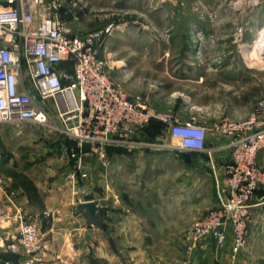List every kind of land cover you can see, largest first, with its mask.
<instances>
[{
  "label": "crops",
  "instance_id": "1",
  "mask_svg": "<svg viewBox=\"0 0 264 264\" xmlns=\"http://www.w3.org/2000/svg\"><path fill=\"white\" fill-rule=\"evenodd\" d=\"M157 1L160 16L169 14L176 18L180 12L190 14V10L182 7V0ZM134 22L124 21L114 26L112 34L104 41L103 54L110 76L118 80L129 96L140 93L151 108L168 116L167 120L151 118L164 126L152 139L145 134L140 137L160 145L112 150L104 179L98 172V163L91 161L89 177L71 183L76 190L93 193L91 198L100 207L101 227L92 226L89 232L80 209L84 199H79L76 204L79 214L72 217L67 214L69 201L62 196L63 202L61 206V202L58 203L57 214L50 220L43 214H35L33 203L46 189L39 178H29L36 188V197L24 191L20 184L15 187L7 182L8 188L15 192V201L38 216L41 230L55 229V232H41L47 244L44 264H189L185 261V242L191 225L217 203L216 181L224 185L223 168L230 158L227 147L230 137L212 130L211 125L224 117L243 118L246 113L236 110L241 106V99L237 96L229 103L202 101V98L195 101L189 94L205 91L210 77H234L235 71L200 68L195 64V61L201 62L203 56L195 51L194 43L215 37L201 20L166 21L167 24L156 26L159 32L152 37L145 35L147 25L140 23L141 28L140 24L133 25ZM161 40L179 46L176 58L186 50L181 55L183 63L169 70L165 68L170 56L167 49L160 48L153 56L149 54L148 46L161 47ZM216 59L214 57L213 62ZM164 74L173 78L168 94L164 88L157 89L152 83L146 85L140 79ZM136 75L137 83L131 81ZM191 119L207 128L205 150L195 152L164 147V144L175 142V138L165 132L166 127L174 120ZM256 160L264 167V147L258 151ZM99 185L106 192L102 199L95 197ZM133 190L143 192L142 196L134 198ZM0 199L6 203V195L1 190ZM250 202L253 215L248 225L247 244L237 255L236 262L229 259L228 241L218 245L206 236L197 243L192 264H264V191L258 189ZM72 222H78V226L72 229ZM15 231L13 219H0V232ZM5 259L10 260L9 264H16L14 256L1 252L0 264H4Z\"/></svg>",
  "mask_w": 264,
  "mask_h": 264
},
{
  "label": "built area",
  "instance_id": "2",
  "mask_svg": "<svg viewBox=\"0 0 264 264\" xmlns=\"http://www.w3.org/2000/svg\"><path fill=\"white\" fill-rule=\"evenodd\" d=\"M64 1L0 0V124L33 122L72 140L62 157L71 163L66 178L74 184L89 176L92 159L107 170L109 148L159 146L141 139L140 132L151 118L168 116L156 112L143 96H129L110 76L103 50L114 25L72 33L60 16ZM246 1L250 6L259 2ZM211 128L230 137V158L223 168L224 185L216 181L217 203L191 225L185 242L189 264L197 243L206 236L218 245L228 241L229 259L236 262L247 244L251 197L258 189L264 191V167L256 160L264 147V97L247 116L224 117ZM165 132L175 142L164 147L205 150L207 128L194 119L174 120ZM8 181L0 175V190L6 195V203L0 199V219H13L16 231L0 232L2 252L14 256L16 264H44L47 244L40 221L15 201Z\"/></svg>",
  "mask_w": 264,
  "mask_h": 264
},
{
  "label": "rangeland",
  "instance_id": "3",
  "mask_svg": "<svg viewBox=\"0 0 264 264\" xmlns=\"http://www.w3.org/2000/svg\"><path fill=\"white\" fill-rule=\"evenodd\" d=\"M182 1V7L190 10V14L180 12L175 18V16L170 17L169 14L165 17L160 16L156 9L157 0H65L63 4H65L67 13H75L78 16V19H71V16L69 19L66 16L65 23L72 33L77 34L98 29L110 23L115 26L124 21H135L133 25L140 23L147 25L145 35L152 37L153 34L159 32L156 26H163L167 24L166 21L172 19H198L205 22L215 37L194 43L195 51H200L203 56L201 62L195 61V64L200 68L234 70L235 76L210 77L205 91L189 95L194 96L195 101H200L202 98V101H227V103L238 96L241 99V106L236 110L248 115L256 101L264 97V0H259L253 6H250L246 0ZM142 24H140L141 28H143ZM257 43L262 45V50H256ZM160 44L161 47L148 46V52L153 56L160 52V48L167 49L170 56L165 68L170 70L183 63L181 55L186 52L185 49L176 58L179 51L176 49L179 46L166 40H161ZM257 53L260 57L254 60ZM214 57L217 58L215 62H213ZM250 61H255V64L251 65ZM137 76L132 77L131 81L136 80L135 83H137ZM113 79L119 83L118 80ZM140 79L146 85L152 83L157 89L164 88L166 94L169 93L170 81L173 80L167 74L142 76ZM185 95L184 93L183 96ZM51 102V99L47 100V103ZM72 145V140L41 124L33 122L0 124V175L9 178L11 185L15 187H18L24 178L34 176L41 180L46 189L42 192V196L33 203L35 214L38 216L43 214L51 220L52 216L57 214L58 203L61 202V206L63 202L61 199L64 197L69 201L67 214L75 217L79 214L76 207L79 199L87 200L94 196L93 193L72 188L71 182L66 178V172L71 169V163L65 160L62 154L65 152V147ZM91 161L96 162L95 159ZM97 167L104 179V169L99 164ZM96 191L95 197L99 199L106 195L101 185ZM141 193L143 192L133 190L131 195L138 198L142 196ZM101 215H103L102 212ZM72 217L70 218L73 219ZM77 223L72 222L71 228L77 227ZM41 232H55V229L53 231L41 230ZM42 238L45 239L43 236Z\"/></svg>",
  "mask_w": 264,
  "mask_h": 264
},
{
  "label": "trees",
  "instance_id": "4",
  "mask_svg": "<svg viewBox=\"0 0 264 264\" xmlns=\"http://www.w3.org/2000/svg\"><path fill=\"white\" fill-rule=\"evenodd\" d=\"M59 12H60V16L61 18H64L67 16L68 18H70L71 14L67 13V10L65 8V6H61L59 8ZM163 125L160 124V123H157V122H154V120L152 121V119L149 121V123L144 126L140 132V135L143 136L145 134L146 138L148 139H152L153 135L157 132H160L161 129L163 130ZM122 151V148H109L108 151H109V154H110V151ZM20 186L24 189V191H27L29 192L30 194H33L35 197L37 196L36 194V188L35 186L33 185L32 181L29 179V178H24L20 183ZM32 192V193H31ZM46 226V222L44 221L43 222V229L45 228Z\"/></svg>",
  "mask_w": 264,
  "mask_h": 264
},
{
  "label": "water",
  "instance_id": "5",
  "mask_svg": "<svg viewBox=\"0 0 264 264\" xmlns=\"http://www.w3.org/2000/svg\"><path fill=\"white\" fill-rule=\"evenodd\" d=\"M80 209L83 212L85 224L88 228L95 226L101 227V218L99 216V209L97 202L93 199H87L80 203ZM89 232V230H88ZM2 249L0 247V253Z\"/></svg>",
  "mask_w": 264,
  "mask_h": 264
},
{
  "label": "bare ground",
  "instance_id": "6",
  "mask_svg": "<svg viewBox=\"0 0 264 264\" xmlns=\"http://www.w3.org/2000/svg\"><path fill=\"white\" fill-rule=\"evenodd\" d=\"M259 43V42H258ZM258 43H257V46H256V50H258V49H260V50H262V48H261V44L260 45H258ZM259 50V51H260ZM259 53H257L256 55H255V57L253 58L254 60H257L259 57H260V55H258ZM249 58V57H248ZM251 62V61H250ZM252 64H255V61H253V62H251V65Z\"/></svg>",
  "mask_w": 264,
  "mask_h": 264
}]
</instances>
